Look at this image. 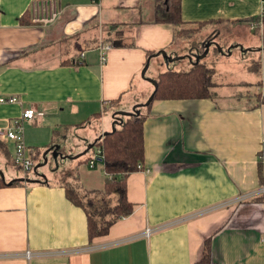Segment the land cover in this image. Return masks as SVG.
Returning <instances> with one entry per match:
<instances>
[{"label":"crops","instance_id":"crops-1","mask_svg":"<svg viewBox=\"0 0 264 264\" xmlns=\"http://www.w3.org/2000/svg\"><path fill=\"white\" fill-rule=\"evenodd\" d=\"M261 6V0H181L182 20L199 25L202 37L192 45L175 36L172 24L151 20L152 0H0V96L19 97L0 102V126L20 121L24 143L36 150L31 143L46 118L52 131L45 147L65 149L54 127L69 123L66 130L81 132L69 146L77 151L73 161H82L77 187L102 188L103 162L90 166L88 156L90 144L115 124L114 111L145 103L154 90L147 77L181 68L175 62L190 66L189 54L193 59L211 40L224 51L211 43L202 58L212 77L214 62H230L235 48L263 56ZM23 15L29 23H21ZM102 44L111 46L103 63ZM161 49L180 57L142 76L147 59L148 69L159 66ZM76 55L83 63L65 62ZM244 66L246 77L213 79L212 97L152 100L143 123L147 170L126 179L133 211L105 234L89 240L85 211L66 196L63 182L42 174L0 186V264H194L206 242L213 264H264V65L258 72L248 61ZM252 90L260 97L253 100ZM28 107L42 114L21 118ZM2 142L6 151L13 144ZM201 210L148 236L119 241ZM25 249L33 251L30 258L18 255Z\"/></svg>","mask_w":264,"mask_h":264},{"label":"trees","instance_id":"trees-1","mask_svg":"<svg viewBox=\"0 0 264 264\" xmlns=\"http://www.w3.org/2000/svg\"><path fill=\"white\" fill-rule=\"evenodd\" d=\"M160 1L152 0L151 20L172 24L175 28V36L184 38L177 34L176 28V25L184 22L181 17V0ZM20 21L29 23V19L24 15L20 17ZM152 53L149 51L148 55ZM65 62L76 65L83 63L78 55L66 58ZM254 64L252 68L258 72L259 61H255ZM155 80L157 86L154 88L153 99L212 97L215 84L211 69L202 59L196 63L191 62L187 68L163 69L157 73ZM152 100L136 105L131 112L114 111L113 128L101 133L91 143V147H97L100 150L98 158L103 162L105 179L102 188L83 191L77 187L75 176L69 182L62 183L66 196L73 203L83 207L85 211L89 240L107 233L114 221L133 211L134 204L127 198L126 179L129 173L140 168L139 165L144 158L143 123ZM2 146L4 143L0 141V147ZM31 150L35 149L32 147ZM11 162L14 164L12 159ZM20 180L19 177L6 179L0 176V186L19 183ZM81 196L85 197L86 201H83ZM112 196L116 197L113 204L110 202ZM194 264H213L208 242L205 243L201 259Z\"/></svg>","mask_w":264,"mask_h":264},{"label":"rangeland","instance_id":"rangeland-1","mask_svg":"<svg viewBox=\"0 0 264 264\" xmlns=\"http://www.w3.org/2000/svg\"><path fill=\"white\" fill-rule=\"evenodd\" d=\"M159 2L161 1L159 0ZM152 7H153V4H152ZM196 27H199V25H190L185 22L179 23L178 25H176L177 34L185 38V39L181 38L182 40H187L188 38H190L188 39V43L192 45H196L197 40H199V38H202V37H198L196 30H195ZM203 49H204L203 45H200L198 53L202 52ZM181 52H183L182 49H181ZM211 53H214L212 48L209 51V55H211ZM244 54H242L239 48H235L233 50L232 56L230 57V62H226L227 61L226 59H221V61L214 62L213 67H212L213 72L215 73L213 74V79L216 81H221L222 79L226 77H229V78L231 77L236 78L235 76H238V77L245 76L246 77L248 75V72H246V67L244 65L247 63V61L250 64V67H253L255 65L254 62L257 60L260 63V67L264 65V55L261 56L260 54L252 53L249 51H247L245 55ZM163 59L164 58L161 56L160 57L161 62L159 66H155L151 64L150 68L146 71L145 75L149 76L150 74H155L156 70H160L161 67L165 68L167 61ZM171 65H174L176 67H181V68H183V66H188V64H185V63L178 64V62H175ZM224 66L228 67L229 70H226L225 69L226 67L224 68ZM244 72H245V75H244ZM241 73H243V75H241ZM256 75L257 74H255V76ZM155 77L156 76H154V79ZM238 86L239 85L237 84L233 85V87H237L238 90L240 91L245 90V87L239 88ZM249 88L255 89L256 85L251 84ZM227 89L236 90V89H231V88H227ZM241 92L244 93L243 91ZM252 92L253 93H249V94L254 95L253 100H255L257 97H260L258 90H252ZM151 93H149V95ZM149 95L147 96L146 100L148 99ZM233 101L236 102L237 100H233ZM103 112H105L103 114L104 118L108 117L109 111L106 110ZM36 119L38 120V117H36ZM59 124L60 125H56L54 129L56 133H59L58 139L60 140V142L64 144L65 149L49 148V146L45 147L46 146L45 142L47 141V134L49 131H52V125L48 119L46 118L40 119L38 123L39 128L38 130L35 131L36 140L38 141L36 143H31V144H34L33 146L36 148V150L33 151L35 154L33 157L34 165L36 167L35 170L32 169L29 171H24L22 168L17 167L14 164H12L11 155L14 154L13 152L14 144H11V145L8 144L7 151L3 148V146L0 147V170H2L4 177H6L7 179L15 178V177L21 178L25 176L40 177L42 174H44L49 179L54 178L55 180H58L60 182H64V183L69 182L74 176V174H76L78 171V169L76 168V165H78L79 163H82V161H79V160L73 161L74 159L72 157L75 154H77V151H75L74 148L70 149L69 146L71 143H73L74 138H75L74 136H79L81 132L75 133L74 129L66 130L67 128L65 127H68L69 123H59ZM30 132H33V131L30 130ZM90 149H91V153L89 150H86L83 153V154L90 153V155L88 156L89 158L93 157L91 146H90ZM84 150L85 149H82V151ZM82 151H79V152L81 153ZM98 165H100L99 162H98ZM81 197L83 198V201H86L85 197L83 196ZM115 199L116 198L114 196L110 198L111 204L114 203L113 201H115Z\"/></svg>","mask_w":264,"mask_h":264},{"label":"built area","instance_id":"built-area-1","mask_svg":"<svg viewBox=\"0 0 264 264\" xmlns=\"http://www.w3.org/2000/svg\"><path fill=\"white\" fill-rule=\"evenodd\" d=\"M261 4H262L261 16H263L264 15V0H261ZM110 47H111L110 44H102L99 46V56H100V61L102 63L106 60L107 51ZM18 101H19V97L14 94L0 96V102L12 103V102H18ZM36 114L40 115L42 114V112L35 111L33 108L28 107L24 109V111L22 112L21 118L32 119ZM3 140H10L14 144V151H13L14 154H12V160L15 165L22 168L24 171L35 169L34 158H33V153H32L33 151L31 150L30 146H27L24 143L23 126L20 123V121L15 120L14 125L12 126L10 125L0 126V141H3ZM263 151H264V148L262 149V152ZM92 152H93V157L88 158V164L90 166H93L96 159H98V156H100V150L97 147L95 148L93 147ZM262 159L264 163L263 155H262ZM139 166L140 168L147 170V168H144L142 164H140ZM259 191L264 193V183L260 185ZM245 194L238 195L236 198L241 199ZM202 212H204V210L191 213L190 215H183L181 217H177L176 219H173L171 221H167L165 223H161L158 225L146 226L142 232L136 233L135 235H131L129 237L121 238L119 239V241L128 240L129 238H134L138 236H148L151 233L159 229H162L166 226H170V225H173L174 223L183 221L186 218H190L195 215L201 214ZM94 246L96 245H90V246H87L86 248L88 249L94 248ZM32 254H33V251L30 249H25L24 252L18 253V255L24 256L25 258H30Z\"/></svg>","mask_w":264,"mask_h":264},{"label":"water","instance_id":"water-1","mask_svg":"<svg viewBox=\"0 0 264 264\" xmlns=\"http://www.w3.org/2000/svg\"><path fill=\"white\" fill-rule=\"evenodd\" d=\"M213 44V46L217 49V50H219V51H221V52H224L223 50H222V48H221V46L219 45V43L218 42H216V41H212V42H206L205 43V47H204V50L202 51V52H200V53H198V54H196V55H194V59H192V55H190L189 54V59L191 60V62H194V63H196V62H198L200 59H202L207 53H208V50H209V47H210V44ZM227 53H229V50L227 51ZM155 54H160L166 61H173V60H175V59H178L180 56H177V55H174V56H172V55H169L168 53H167V51L166 50H164V49H161V50H159V51H157ZM148 65H149V62L148 61H146L145 62V64H144V66H143V68H142V70H141V75L142 76H145V73H146V71H147V69H148ZM147 79L154 85V88H156V86H157V82H156V80L154 79V78H150V77H147ZM153 96H154V90H153V92L149 95V97H148V99L145 101V103H148V102H150L152 99H153ZM119 112H124V113H127V112H131V111H119ZM112 128H113V126H112ZM105 132V131H104ZM90 146H91V144H90ZM0 176L2 177V178H4V174H3V172H2V170H0ZM22 179L23 180H26V181H32V180H37V179H34V178H29V177H22Z\"/></svg>","mask_w":264,"mask_h":264},{"label":"flooded vegetation","instance_id":"flooded-vegetation-1","mask_svg":"<svg viewBox=\"0 0 264 264\" xmlns=\"http://www.w3.org/2000/svg\"><path fill=\"white\" fill-rule=\"evenodd\" d=\"M211 41H214V40H211Z\"/></svg>","mask_w":264,"mask_h":264}]
</instances>
